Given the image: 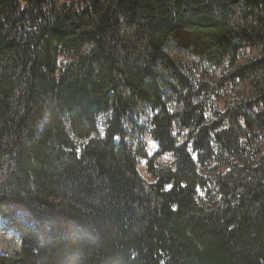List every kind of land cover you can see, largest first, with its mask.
Here are the masks:
<instances>
[{"label":"trees","instance_id":"16d2710c","mask_svg":"<svg viewBox=\"0 0 264 264\" xmlns=\"http://www.w3.org/2000/svg\"><path fill=\"white\" fill-rule=\"evenodd\" d=\"M0 217V264H264V0H0Z\"/></svg>","mask_w":264,"mask_h":264},{"label":"rangeland","instance_id":"374dc122","mask_svg":"<svg viewBox=\"0 0 264 264\" xmlns=\"http://www.w3.org/2000/svg\"><path fill=\"white\" fill-rule=\"evenodd\" d=\"M143 121V122H142ZM140 123L142 126H147V120L144 119ZM146 145V151L150 157L154 156L158 152L157 144L152 140L150 136L144 138ZM173 161L172 156H162L157 160V166H169ZM138 171L141 177L146 183H153V178L147 172L146 161H140ZM6 219L0 217V254H13L18 250V239L15 234L9 232L5 227Z\"/></svg>","mask_w":264,"mask_h":264}]
</instances>
